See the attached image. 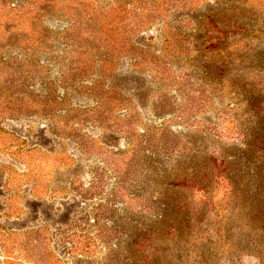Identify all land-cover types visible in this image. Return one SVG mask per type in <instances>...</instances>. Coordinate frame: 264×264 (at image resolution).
Segmentation results:
<instances>
[{"label": "rangeland", "instance_id": "1", "mask_svg": "<svg viewBox=\"0 0 264 264\" xmlns=\"http://www.w3.org/2000/svg\"><path fill=\"white\" fill-rule=\"evenodd\" d=\"M259 147L264 0H0V264H260L166 227L251 209Z\"/></svg>", "mask_w": 264, "mask_h": 264}, {"label": "trees", "instance_id": "2", "mask_svg": "<svg viewBox=\"0 0 264 264\" xmlns=\"http://www.w3.org/2000/svg\"><path fill=\"white\" fill-rule=\"evenodd\" d=\"M118 103H121V101ZM259 149L261 150L264 148L259 147ZM213 162L216 163V159H213ZM168 184L172 187L179 188L197 186L196 184L191 185L194 183H191L187 177L185 178L184 176L181 179L174 180V182L170 181ZM235 187L230 188L226 186L224 194L228 195L230 192L233 193L234 190L239 189L238 185ZM249 189L246 191L242 188L239 193L240 195H243L245 193L255 192V194H253L255 203L251 209L246 205H243L244 208L242 209L238 207L237 210H235V207L233 210H225L224 208V214L220 217L221 219L218 221L215 229L209 228V224L199 225L196 222L193 224H180L181 227L170 224L166 226L168 227V237L173 239L174 237H178L177 234L179 233L180 235L181 231L184 232V230H190L189 237L193 238L194 241L192 246L195 247L198 244V247L201 248L198 253L202 262L205 261L207 263L209 259H213L212 257H220L223 254L230 255L237 253L239 256H254L259 260L260 264H264V186L260 185L254 187V189ZM198 190L202 193L203 203L202 206L198 208L197 213L203 215L207 214L209 218L212 209H210L208 205L212 204L211 201L214 197L213 190L209 189L206 185L199 186ZM244 198L245 197H243V199ZM217 215L220 216L219 214ZM234 215L239 216V220L236 221L243 229V232L241 233V236L243 235V237H237L240 228L235 225L234 219L232 218ZM223 218H232V225L231 223H226V225L223 226L226 222ZM142 238V240H136V243L134 242L136 244V246H134L135 250H138V247L143 245V241L150 240L149 233H145Z\"/></svg>", "mask_w": 264, "mask_h": 264}]
</instances>
